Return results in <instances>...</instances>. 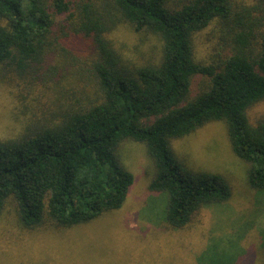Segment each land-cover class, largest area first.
I'll list each match as a JSON object with an SVG mask.
<instances>
[{"label": "trees", "instance_id": "16d2710c", "mask_svg": "<svg viewBox=\"0 0 264 264\" xmlns=\"http://www.w3.org/2000/svg\"><path fill=\"white\" fill-rule=\"evenodd\" d=\"M122 25L154 37L157 57L128 66L108 39ZM208 29L210 63L196 49ZM55 72L68 85L43 95L57 108L0 140V215L13 201L26 227L71 228L119 210L134 177L117 150L133 138L154 162L150 191L168 194L166 221L185 229L231 197L221 176L184 170L170 147L212 121L264 190V117L249 114L264 102V0H0V79Z\"/></svg>", "mask_w": 264, "mask_h": 264}, {"label": "rangeland", "instance_id": "374dc122", "mask_svg": "<svg viewBox=\"0 0 264 264\" xmlns=\"http://www.w3.org/2000/svg\"><path fill=\"white\" fill-rule=\"evenodd\" d=\"M211 32L197 35L198 58L207 63L213 61ZM108 39L128 66L159 54L154 37H141L125 25ZM92 49L83 44L79 58L91 60ZM61 73L46 81L32 76L0 79V140L14 137L28 120L41 119L43 107L57 108L49 101L53 93L43 92L68 85ZM249 114L253 122L264 117V102ZM170 147L184 170L221 176L231 188L230 199L202 208L196 224L170 227L168 194L149 188L155 166L148 148L127 138L119 144L117 158L134 181L122 208L71 228H29L10 201L0 215V264H264V190L250 186L248 165L232 150L225 122H209L172 139Z\"/></svg>", "mask_w": 264, "mask_h": 264}]
</instances>
